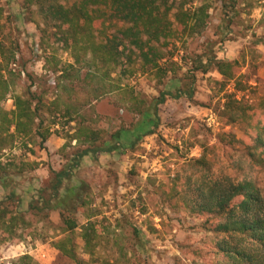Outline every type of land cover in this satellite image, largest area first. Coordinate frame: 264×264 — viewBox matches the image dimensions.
<instances>
[{"label":"rangeland","instance_id":"rangeland-1","mask_svg":"<svg viewBox=\"0 0 264 264\" xmlns=\"http://www.w3.org/2000/svg\"><path fill=\"white\" fill-rule=\"evenodd\" d=\"M195 1L200 4L204 0ZM207 1L211 5L208 28L190 44L178 39L170 42L161 61L165 68L170 67L165 76L159 78L153 70H135L133 74L123 75L122 83L133 88L139 101L145 103L141 110L153 105L152 111L158 114L155 127L151 120L154 114L145 116L139 111H129L117 94L84 104L88 90L84 82L65 81L58 86L59 72H55L54 62L61 66L73 59L62 47L56 29L45 24L35 10L24 9L23 0H0V39L9 37L20 45L11 64L19 75L13 90L19 94L28 89L43 93L51 105V112L45 115L52 129L57 130L45 142L39 156L23 147L19 140L12 149L4 151L2 160L13 164L6 180L8 189L4 190L0 182V199L15 190L20 210H28L30 201L50 183L53 175L50 170L62 169L69 163L79 146L76 140L64 146L68 143L66 135L74 133L76 126L75 121L66 124L68 118L64 113L68 103L78 107L86 123L97 130L100 121L107 123L108 132L127 129L121 138L124 148L102 153L99 158L84 156L71 179L78 185L81 181L89 184L91 207L98 213L97 218L111 234L117 229V239L106 238L96 257L101 260L118 257V249L122 248L129 252L125 264H214L221 256L215 246L217 235L210 230L214 217L191 214L170 205L167 191L174 181L180 188L184 187L189 173L186 161L199 157L205 147L210 151L208 156L212 158V171L216 175L220 170L238 179L240 172L226 164L218 139L223 135L229 139L235 136L232 152L235 158L242 159L244 128L242 123H228L222 115L223 94L231 91L233 84L229 83L222 91L218 83L223 80L221 74L216 70L192 72L190 60L209 44L219 58L239 59L240 70L245 72L244 80L249 85L247 98L260 108L264 99V0H237L235 8L223 6L221 0ZM114 30L109 23L97 28L98 40ZM171 61L177 65L172 66ZM132 67L139 65L133 63L127 68ZM186 73L196 76L193 100L185 95L168 96L156 107L155 99L162 90L177 93L178 89L187 87L191 79L179 80ZM65 85L70 90H65ZM12 94L2 102L6 110L15 108ZM258 186L264 195V169L259 174ZM86 213L83 210L77 213L80 225L87 221ZM50 218L55 226L61 225L59 209L51 211ZM129 221L138 226L144 247L134 246ZM48 224L39 222L36 225L39 234L23 240H4L0 234V264H13L25 253L32 255L36 264H75L53 247L51 241L60 232ZM80 231L78 228L76 232L77 250L80 256L89 259L78 236Z\"/></svg>","mask_w":264,"mask_h":264},{"label":"trees","instance_id":"trees-1","mask_svg":"<svg viewBox=\"0 0 264 264\" xmlns=\"http://www.w3.org/2000/svg\"><path fill=\"white\" fill-rule=\"evenodd\" d=\"M223 6L235 8L237 0H221ZM195 0H23L26 10H35L45 24H52L63 48L69 51L73 61L59 66L54 62L57 85L65 81L84 82L88 86L84 104L109 94H117L129 111H139L152 118L153 126L158 124L157 112L152 106L139 101L133 88L122 83L123 75L133 74L135 70H153L162 78L170 67L161 63L166 57V48L174 39L190 44L202 36L210 23V3L207 0L195 4ZM109 23L115 27L111 34L98 40L96 30ZM212 44L202 53H194L189 68L202 73L216 70L223 76L218 83L222 91L233 84L231 91L223 94L222 115L228 123H242L245 144L244 158H235L232 152L235 136L230 139L223 135L218 143L222 149L226 164L238 169L240 176L235 179L219 170L216 175L212 170V158L207 147L199 157H191L188 165L184 187L178 182L167 191L168 201L174 207L182 208L191 214H209L214 217L210 228L217 235L216 249L221 255L214 264H264V195L258 186L260 172L264 169V99L260 108L247 98V81L241 72L239 59L219 58ZM20 45L12 38L0 39V182L4 190L8 189L7 178L11 175L13 163L3 161L4 151L12 149L15 143L22 142L32 154L39 156L45 148V142L52 129L45 114L51 112V105L43 93L28 89L24 93H15L13 86L19 77L11 67L16 60ZM55 58V57H54ZM56 59V58H55ZM189 59V57H186ZM137 60V61H136ZM189 62V61H188ZM187 62V63H188ZM133 63L139 67L127 68ZM171 65H177L175 61ZM191 79L186 88L177 93L167 89L160 92L157 107L168 96H187L193 100L195 93V75L185 74L179 78ZM63 86V85H62ZM65 90H70L65 85ZM13 93L14 106L6 110L2 102ZM264 98V97H263ZM55 104V103H54ZM76 114V115H74ZM64 116L66 124L76 122L75 132L66 135L68 146L76 140L77 147L69 163L59 170L51 169L50 183L39 190L28 210H20V199L15 190L0 199V234L4 240H23L31 235L36 237L39 222H48L55 231L51 244L62 255L72 259L75 264H125L128 251L118 249V257L104 260L96 254L106 238L118 237L117 229L111 234L97 218L98 213L92 209L90 186L81 181H71L74 170L82 158L90 155L99 158L102 153L124 148L121 142L123 131L108 132L107 123L100 121V129L87 124L79 113V108L66 103ZM56 124V123H53ZM104 134H106L105 137ZM108 135V136H107ZM31 144V145H30ZM66 148V147H65ZM215 155L220 156L215 152ZM222 156V155H221ZM37 164V163H36ZM20 172V171H19ZM173 202V203H172ZM59 209L61 225L55 226L51 221V211ZM86 212L87 221L79 224L77 213ZM132 227L131 240L135 247H144L143 239L137 225ZM78 236L84 242L85 259L77 250ZM46 240V236L42 237ZM13 264H36L34 257L25 253L17 257Z\"/></svg>","mask_w":264,"mask_h":264}]
</instances>
